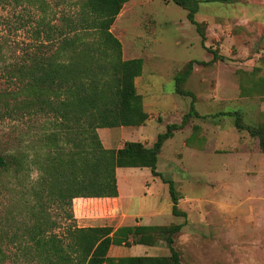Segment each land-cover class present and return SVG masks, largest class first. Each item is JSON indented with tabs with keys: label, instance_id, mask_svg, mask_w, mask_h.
<instances>
[{
	"label": "rangeland",
	"instance_id": "obj_1",
	"mask_svg": "<svg viewBox=\"0 0 264 264\" xmlns=\"http://www.w3.org/2000/svg\"><path fill=\"white\" fill-rule=\"evenodd\" d=\"M47 3L42 9L26 0L0 2V150L18 147L33 152V147L38 148L40 144L45 116L22 114L14 120L3 98L7 97L9 103L14 101L9 94L19 91V82L14 77L19 67L32 62L36 54H50L64 35L74 34L66 21L75 12L71 1L47 0ZM197 19L207 23L206 46L224 56L223 60L209 64H194L184 87L197 95L198 111L214 114L240 109L246 122L258 123L264 99L259 95L240 94L239 70L250 71L258 66L259 73L264 74V0L202 2ZM111 29L122 43L125 59L158 54L152 59L157 70L145 75L152 81L146 85L145 76L138 80L139 92L145 94L147 106L144 108L149 118L160 113V119L181 122L192 98L174 91L175 74L191 59H213L196 26L189 21L187 10L171 0H130L124 4ZM88 38L93 35L88 34ZM151 94L165 97L156 98V102ZM18 97L22 98L23 94L19 93ZM194 125L201 128L194 131ZM159 130L150 131L152 141L156 140ZM139 137L143 140L146 136L135 132L129 139ZM122 170L127 168L120 169V176ZM160 170L175 180L182 196L179 208L187 216L173 215L167 184L160 195L145 194L144 173L139 171L132 186L120 178L122 189H130L132 195L128 208L141 215L132 221L146 224L150 221L148 213L162 211L161 218L156 220L159 223L183 222L175 246L184 264H264V152L257 138L237 130L229 116L216 119L193 116L183 129L175 131L171 143L161 154ZM31 174L36 178L39 170L36 168ZM22 180L28 179L22 177ZM159 184L157 182V187L161 186ZM154 189L156 187H152ZM10 198L11 192L4 187L0 192L2 209L10 205ZM80 202L75 206L73 200L79 227L112 225L117 229L130 223L107 217L111 203L116 200L87 198ZM52 215L64 225L59 230H64L66 221L61 219L62 214L56 211ZM77 216L101 218V221L80 223ZM168 253V246L161 241L153 246H117L111 255Z\"/></svg>",
	"mask_w": 264,
	"mask_h": 264
},
{
	"label": "trees",
	"instance_id": "obj_2",
	"mask_svg": "<svg viewBox=\"0 0 264 264\" xmlns=\"http://www.w3.org/2000/svg\"><path fill=\"white\" fill-rule=\"evenodd\" d=\"M26 1L42 9L48 4L47 0ZM70 1L75 12L66 21L74 34L64 35L50 54H36L32 62L19 67L14 76L19 91L9 94L14 101L9 103L7 97L3 98L14 120L22 114H41L47 120L33 152L18 147L0 150V192L7 187L12 194L10 205L0 207V264H184L175 246L183 222L117 229L112 225L79 227L73 200L116 197L118 167H148L168 185L173 215L186 217L187 213L179 208L182 196L175 180L157 168L165 141L193 116L231 117L236 129L257 138L264 152V110L256 124L246 122L240 109L201 114L195 105L197 95L184 87L195 63L224 59L217 49L205 44L207 23L197 19L201 3L232 0H171L187 10L189 21L196 26L213 59H191L175 74L174 91L192 98L181 122L168 123L152 146L129 140L119 149L106 148L98 129L142 125L149 119L135 82L143 73L144 60L125 59L122 43L111 29L130 0ZM46 33L49 35V31ZM259 72L258 66L250 71L239 70L242 96L259 95L264 99V74ZM200 128L194 125V131ZM36 168L39 174L33 178L31 172ZM56 211L66 221L64 230H59L64 225L52 215ZM161 241L169 248L166 255H109L112 246H153Z\"/></svg>",
	"mask_w": 264,
	"mask_h": 264
},
{
	"label": "crops",
	"instance_id": "obj_3",
	"mask_svg": "<svg viewBox=\"0 0 264 264\" xmlns=\"http://www.w3.org/2000/svg\"><path fill=\"white\" fill-rule=\"evenodd\" d=\"M157 55L158 54L156 52H153V53H150V54H148L146 56H142V55L139 56V57H142L143 60H144V68H143L142 75L137 77L136 80H135L138 92H139L138 80L141 77L145 76L146 73H148L149 75H152V74L155 73V70H157V69H155L156 63L152 62V59H155V57H157ZM126 59H128V58H126ZM145 79H146V82H147L146 85L149 84L150 81H152L150 77H146L145 76ZM140 94H142V96H143V105H144V107H146L147 104H146L145 94L144 93H140ZM151 95H152L151 98L153 97L156 100V102H157L158 98L163 99L165 97V96H162L161 94L158 95V96L153 95V94H151ZM148 105H150V104H148ZM158 115H160V113H156L154 117L150 115V118L148 119V121L146 123L142 124V125L117 126V127H101V128H99L98 129V133H99V136H100V138H101V140L103 142V145L106 148L119 149V148H121L124 145V143L126 141L130 140L129 138L131 136H133V134L135 132H138L141 135L144 134L146 136L145 139L142 140L141 137H139V139L133 140V141H141L147 146H152L153 143L156 140L154 139V141H152L151 138H153V137H151L149 135L150 131L153 130V129L154 130L160 129L156 133L157 134L156 136H158V134L160 132H162L163 128L164 129L166 128L168 123L173 122V121H169L168 122L167 118H162L163 119L162 120V119H160V117H158ZM154 121H157V122H154ZM173 138H174V136L169 138V139H167L165 141V143L163 145V148H162L161 154L165 151V149L168 147L169 143H171V140ZM192 144L194 145V143H192ZM184 145H186V143H184ZM161 154L159 156L158 168H157L159 171H161L160 170ZM121 168H127V170H122V175L120 176V169ZM129 168H131V169H129ZM139 171L144 173V175L142 177H144V183L143 184H144V188L146 189L145 194H159L160 195V193L162 192L161 189H163L165 191L166 183H164L161 180L160 177L154 176L150 168H148V167H143V168H140V167H118L117 168V179H118L119 194L116 197H104L103 198V199H113V200L117 201V202H112L111 203L112 207H110L109 214L107 215V217L111 218L112 221H115V220L119 219L120 223H122L124 221L130 222V223H126L127 225L140 224L139 221H132V220H137V218H140L141 215L138 214V213H135V212H131L130 209L128 208V203H129L130 197L132 196L131 194H129V190L130 189H128V190L124 189L123 190L121 185H120V178L122 177V180H123L124 183H128V184H130V186H132L133 185L132 180L136 177V174ZM157 182L160 183L159 184V185H161L160 187H157ZM152 187H156V189L152 190ZM85 199H87V198L86 197H76V198H74L75 206H76V202L77 201L80 204L81 203L80 201H83ZM161 215H162V211H154V212L148 213L147 214V218L150 221L147 222L146 224H149V225H160L161 223H159L156 220H159L161 218ZM77 217H78V221L80 223L81 222L90 223V222H99V221H101V218H93V219H91V218H88V217L87 218H80L79 216H77ZM80 220H82V221H80ZM121 225H123V224H121ZM90 226H92V225H90ZM114 247H117V246H112L111 247V249L109 251V255L110 256H113V257L125 256V255H113V254L111 255L112 250H113ZM136 255H141V254H136ZM129 256H131V255H129Z\"/></svg>",
	"mask_w": 264,
	"mask_h": 264
}]
</instances>
